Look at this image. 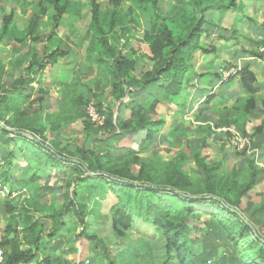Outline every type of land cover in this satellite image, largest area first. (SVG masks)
Segmentation results:
<instances>
[{
    "label": "trees",
    "instance_id": "obj_1",
    "mask_svg": "<svg viewBox=\"0 0 264 264\" xmlns=\"http://www.w3.org/2000/svg\"><path fill=\"white\" fill-rule=\"evenodd\" d=\"M158 1L131 0L124 13L119 9L121 0H109L111 7L106 11L100 10L97 0H90V43L99 46L95 69L98 78L94 85L82 83L79 77L82 71L78 72L65 90L61 115L56 116L69 123L81 120L82 144L71 141L63 145L55 136L47 147L43 141V128H31L30 124L19 126L37 129L30 131L40 137V140H34L27 138L23 130L11 132L0 123V182L3 184V169L10 172L12 167H19L13 165V159L25 163L20 169L23 180L19 188H24L25 192L3 205L5 224L0 245L5 253L0 264H84L68 258L76 253L74 244L79 238H84L90 245L91 264H155V244L147 239L149 230H153V236L160 240L157 249L161 264H220L222 261L207 249L201 235H197L201 228L196 224L203 216H208L210 223L220 228L227 242L236 248L239 255L236 264H264V244L236 211L240 195L256 182L253 175L239 189L234 175L227 179L218 163L209 164L197 154L196 161L203 176L194 181L190 170L185 168V153L166 160L151 150L152 138L165 121L163 117H155L157 106L164 103L179 110L185 103L182 93L193 70V52L196 49L203 53L214 50L213 45H204L201 40L205 24H211L204 17L207 8L204 1H189V7L175 19H168L160 11ZM47 3L57 10L53 17V27H56L64 7L59 0H40L36 3L39 14L45 11ZM223 6L234 9L235 0H227ZM39 14L31 17L28 30L32 31ZM143 16L150 17L147 37L153 64L137 78L133 74L136 58L131 54L124 56L115 48L126 43V31L131 24L138 27ZM12 25V16H4L0 34L15 40H37L26 33L18 32L17 35ZM262 37L259 46L263 44ZM43 58V62H53L56 57L45 50ZM106 58L110 61H105ZM38 67L42 68V65ZM231 68L237 71L228 80L221 79L222 82L238 76L246 92H257V76L248 64L242 67L225 65L219 70L220 78L222 69ZM89 70L86 74L94 72L91 67ZM23 82L25 79L15 85ZM105 87L115 100L113 107L104 104L103 96L97 91L103 92ZM143 89L147 92L146 97L131 102L129 116L119 118L120 102ZM260 101L264 108V98ZM257 102L254 95H249L244 110L247 112ZM89 103L103 115V123L91 120L86 111ZM3 106L1 98L0 119H3ZM78 107L80 110L77 111ZM144 130L147 139L141 137L137 148L116 145L122 135H137ZM20 140L31 143L18 145ZM103 144L107 146L102 147ZM245 148L251 149L248 144ZM246 149L237 151L245 154ZM55 187L60 195L53 190ZM109 194L116 201L108 213H103L102 202L107 201ZM170 196L181 204L180 209ZM34 213H39V217L34 218ZM106 223L110 225L108 232L115 239L127 240L125 247L114 254L99 237V230ZM131 229H142L144 236L133 239Z\"/></svg>",
    "mask_w": 264,
    "mask_h": 264
},
{
    "label": "crops",
    "instance_id": "obj_2",
    "mask_svg": "<svg viewBox=\"0 0 264 264\" xmlns=\"http://www.w3.org/2000/svg\"><path fill=\"white\" fill-rule=\"evenodd\" d=\"M39 1L0 0V28L4 16L11 15L12 28L17 31V35L26 33V36L37 38L36 41L26 38L15 40L0 34V99L3 98L4 105L0 123L11 132L23 130L27 133V138L34 140H40V137L30 131L43 128L46 146L55 140V136L63 145L69 140L79 144L82 135L81 120L64 124L66 120L56 116L61 115L65 90L78 72L82 71V75H79L82 83L94 85L98 78L95 77V69L98 66L96 52L99 50L96 49L99 46L90 43V0H59L64 12L56 27H53L56 8L47 3L45 11L39 14V8L36 7ZM189 1L193 0H159L158 6L168 19H175L189 7ZM201 1L207 4L204 17L211 21V24H205L201 40L204 45H213L214 50L203 53L196 49L193 52V70L188 76V86L182 93L185 103L179 110L164 103L157 106V118L163 117L165 121L162 129L152 138L151 150L166 160L181 152L185 153V168L190 170L194 181L201 180L203 176V170L196 161L197 154L209 164L218 163L227 179L234 175L239 189L253 175L256 182L240 195L236 211L264 244V108L260 101L264 98V55L258 50L264 34V0H235L234 9L223 6L227 0ZM97 2L101 11L111 7L109 0ZM130 4L131 0H121L119 9L125 13ZM35 14L39 15L30 31L29 20ZM149 23L150 17L143 16L138 27L131 24L126 31V43L115 48L124 56L131 54L136 58L133 74L137 78L153 64L147 37ZM137 30L141 31L140 34ZM45 50L56 57L53 62L42 61ZM105 61L110 59L106 58ZM39 64L42 68L38 67ZM244 64H248L257 76V92L254 94L245 91L238 76L227 82H222L220 78L219 70L225 65L242 67ZM90 67L94 72L86 74ZM21 79H25V82L15 85ZM97 91L103 96L104 104L110 107L115 105V102L109 103L114 98L109 94L108 87L103 92ZM146 94L143 89L132 93L128 100L121 101L117 108L119 118H127L133 103L144 99ZM249 95H254L258 102L246 112L245 99ZM66 96L69 97L70 94ZM8 122L10 125H7ZM22 124H30L31 128L37 129L20 128ZM72 132L76 133L75 139L71 136ZM238 135L247 138L248 145L253 150L246 151L245 154L238 152L231 141L233 136ZM141 137L147 139L145 130L137 135H122L116 145L137 148ZM30 143L28 140L18 141V145L22 146ZM1 157L0 153V162ZM12 162L19 167H12L10 172L3 169V184L0 182L1 237L5 224V201L25 192L24 188L19 189L23 180L20 169L25 163L16 159ZM1 179L0 173V181ZM63 182L62 180L61 183ZM53 190L58 195L61 194L57 187ZM39 215L34 213V218ZM200 222L209 227L198 226L203 232L200 231L199 235L207 244V249L217 255L216 258L222 261L220 264H231V261L236 264L239 256L237 250L227 242L224 233H220V228L212 225L208 216H203Z\"/></svg>",
    "mask_w": 264,
    "mask_h": 264
},
{
    "label": "rangeland",
    "instance_id": "obj_3",
    "mask_svg": "<svg viewBox=\"0 0 264 264\" xmlns=\"http://www.w3.org/2000/svg\"><path fill=\"white\" fill-rule=\"evenodd\" d=\"M132 28H134L133 25H132ZM137 31L140 34L141 31H139V30H137ZM114 102H115L114 99H112L111 101H109V103H112V104ZM155 117H157V115ZM63 123L64 124H68L65 121ZM75 135H76V133H73V132L71 133V136L74 139H75ZM76 139H78V138H76ZM83 140H84V133H82V135H81V140L79 141V144H82L83 143ZM71 141L72 140H69L67 142H71ZM104 146H107V144H103L102 147H104ZM169 198L173 201V203L175 205H177V207L179 209L181 208V204H177L178 201H177V199H175V197L170 196ZM115 201H116V199L114 198V196L112 194H109V196L107 198V201L102 202L101 211L103 213H108L109 207ZM202 221H203V219H202ZM193 225H195V224H193ZM196 225L199 226V227H206V228L209 229V227H208V225L206 223L204 225L202 222H198ZM109 229H110V225H109V223H106L104 225L103 229L102 230L101 229L99 230V237L103 239V241L105 242V244L108 247V250L111 251L110 253L114 254L116 250L125 247L127 240L126 239H123V240L115 239V237L110 232H108ZM200 231L201 230H199L197 232V235H199V232ZM130 233H131V237L133 239H136L137 237L142 238L141 236H144L143 233H142V229H141V231H138V230H135V229H131L130 230ZM200 233H203V232L201 231ZM153 234H154L153 230H149V233L147 234V239L152 242V245L155 244V255L153 257V260H154L155 264H161V256H160V254L158 252V249H157V245H158V243H159L160 240L156 236L154 237ZM74 246L77 247V251L78 252L76 251V253H73V254L69 255V258L72 259V260H75V261H79V262L80 261H83L84 264H91V260L88 257V255L90 256V254H93V252L90 251V245H89V243L84 238H79V239H76L75 240ZM111 257L114 258V255H112Z\"/></svg>",
    "mask_w": 264,
    "mask_h": 264
},
{
    "label": "built area",
    "instance_id": "obj_4",
    "mask_svg": "<svg viewBox=\"0 0 264 264\" xmlns=\"http://www.w3.org/2000/svg\"><path fill=\"white\" fill-rule=\"evenodd\" d=\"M263 40V44L258 46V50L260 53H262L264 55V36L262 37ZM237 70L235 68H231V69H222L221 70V79L226 81L229 79V77L231 75H233ZM86 111L89 114V116L91 117V120L97 123H103L104 117L103 115H99V113L97 112L95 106L93 105V103H89L86 107ZM231 141L233 143V145L235 146V148L238 151H241L243 149H246L245 147L248 144V139L245 137H241V136H233L231 138ZM246 151L250 152L251 149H246ZM245 151V152H246ZM0 242H1V236H0ZM4 253L5 250L4 248L0 245V263L3 261L4 258Z\"/></svg>",
    "mask_w": 264,
    "mask_h": 264
},
{
    "label": "water",
    "instance_id": "obj_5",
    "mask_svg": "<svg viewBox=\"0 0 264 264\" xmlns=\"http://www.w3.org/2000/svg\"><path fill=\"white\" fill-rule=\"evenodd\" d=\"M246 224H247V222L246 221H244Z\"/></svg>",
    "mask_w": 264,
    "mask_h": 264
}]
</instances>
